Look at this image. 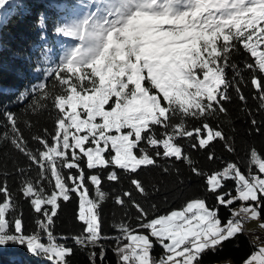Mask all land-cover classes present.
Segmentation results:
<instances>
[{"label":"snow or ice","instance_id":"6c2138e0","mask_svg":"<svg viewBox=\"0 0 264 264\" xmlns=\"http://www.w3.org/2000/svg\"><path fill=\"white\" fill-rule=\"evenodd\" d=\"M95 2V9L83 18L53 26L56 34L74 42L56 57L58 62L51 61L54 66L45 68L44 79L30 90V110L44 108L49 101L57 110L54 129L32 137L41 148L29 147L18 117L5 114L9 123L0 139L9 140L30 162L27 169L17 167L16 173L21 177L19 192L35 220L30 231L8 174L3 173L0 248H21L45 264H72L71 256L79 248L89 250L90 264H97L98 258L104 264L103 241L114 239L117 264H203L209 254L208 264H232L221 256L224 245L248 232L244 225L264 212V153L250 149L247 174L239 161L208 173L196 166L188 149L207 150L219 138L229 152L235 151L231 137L209 118L228 115L224 104L231 99L230 89L246 103L245 70L251 74L254 98L264 109V0ZM241 49L248 54L243 68L232 60ZM49 52L47 45L41 46L44 63L50 62ZM29 94L21 93V99ZM190 119L203 123L190 126ZM252 125L260 131L255 119ZM172 158L205 177L217 203L206 205L201 196L155 215L125 191L115 196V203L122 208L131 203L138 213L136 227L122 220L113 225L120 235L106 236L101 205L108 193L101 173L111 168L107 180L118 182L117 169L137 177L142 166L160 167V160ZM208 159H215V154L209 152ZM33 165L36 178L27 175ZM228 180L235 183L234 195L231 188L225 191ZM131 184L147 196L140 179L133 178ZM73 194L82 230L71 237L56 236L54 218L61 201L68 202ZM236 202L241 206L233 210ZM221 206L230 210L226 219L219 214ZM154 241L163 249L159 259L151 255ZM252 246L255 250L242 264H264V242Z\"/></svg>","mask_w":264,"mask_h":264},{"label":"trees","instance_id":"16d2710c","mask_svg":"<svg viewBox=\"0 0 264 264\" xmlns=\"http://www.w3.org/2000/svg\"><path fill=\"white\" fill-rule=\"evenodd\" d=\"M79 0H16L14 5L9 6L0 22V136L7 130L8 120L6 113H14L19 121L20 128L24 137L29 142V147L34 150L41 146L32 139L35 135L43 133L44 129L50 132L55 127L57 110L46 102V107L38 108L36 111L29 109L32 102L30 90L33 85L44 79V69L54 66L51 61L58 62L56 57L61 54V45L67 39L54 32V25L67 21L70 17L79 15L80 19L85 15L83 7L74 6ZM84 1V0H83ZM82 1V2H83ZM45 40H41V36ZM47 45L51 52L48 53L49 63H44L40 57L41 46ZM248 54L242 49L232 57L234 63L241 68L244 67V61ZM228 76L232 77L233 72L229 68ZM242 75L247 81L242 85V91L247 97L246 103L239 99L235 89H230L231 99L226 101L224 106L228 110V115H220L219 118H209L212 125H219L223 131L231 137V143L235 149L229 152L224 142L217 138L210 142L207 150L188 149L192 160L196 166L204 172L220 170L228 162L239 161L241 170L247 174L248 161L250 159V149L255 147L258 152L264 153V109L260 108L259 99H255V88L251 85V74L245 70ZM46 83H50L46 81ZM29 90V95L21 99V93ZM249 111L252 113L249 115ZM252 119L257 121V127L252 125ZM190 126L202 125V120H189ZM157 132L163 131L161 128ZM182 143H186L182 141ZM215 154V159L209 160L208 154ZM29 160L22 153L17 151L9 140L0 139V181L4 179L3 173H7V180L13 193H15L23 210L24 222L31 231L34 228V213L29 202L19 192L21 177L16 173L17 167L28 168ZM160 167L146 166L138 169V176L125 173L117 169L120 176L118 182L108 181L107 171L102 172L104 180L102 181L103 191L108 193L107 199L102 203L103 224L102 230L106 236L114 237L120 235L114 224L126 220L134 228L136 227L135 217L138 215L134 207L129 202L126 208L120 207L115 203V196L122 192L131 191L133 198L142 204L146 209L155 215L165 214L173 209H180L187 201L193 198L206 197V205H215L216 197L207 190L205 177L197 176L192 173L188 164L182 160L174 158L159 161ZM164 168H168L165 172ZM253 171H256L253 166ZM38 169L35 165L27 173L36 178ZM88 174H92L88 171ZM133 178L140 179L147 189V196L141 194L131 184ZM228 188L233 189L235 194V183L232 180L226 182L225 191ZM94 195V193H93ZM2 199V198H0ZM240 202H236V207ZM155 205V210L152 209ZM219 214L223 219L230 215L229 208L221 206ZM78 198L72 195L68 202L61 201V207L58 209V215L55 220V235L59 237H71L78 234L83 227L82 222L77 219ZM264 219V212L261 216ZM251 231L239 235L237 240H233L224 245L222 257L230 258L233 263H240L255 250L252 243ZM145 234H148L147 232ZM237 241L239 246L237 247ZM106 248V258L104 264H117L118 257L113 249L116 247V240L108 239L103 241ZM67 244L73 245L71 239ZM155 244V241H154ZM74 246V245H73ZM99 248L95 251L98 253ZM163 249L155 244L154 255L160 258ZM209 257H205L203 264H208ZM72 264H90L89 250H80L76 248L74 255L71 256ZM0 264H45L41 258L33 257L24 252L21 248L6 247L0 248ZM97 264H100L99 258Z\"/></svg>","mask_w":264,"mask_h":264},{"label":"rangeland","instance_id":"374dc122","mask_svg":"<svg viewBox=\"0 0 264 264\" xmlns=\"http://www.w3.org/2000/svg\"><path fill=\"white\" fill-rule=\"evenodd\" d=\"M82 1L83 0H79L77 3L74 4V6L83 7L85 9V14L89 13L90 11H93L95 9V7L97 6L95 0H84L83 2ZM15 2H16V0H5L3 5H0V22L3 20V15L7 11L9 6L14 5ZM83 16L81 18H83ZM78 17H79V15L76 14L75 16L70 17L67 21L63 20V23L71 22L74 19L78 20ZM73 42L74 41L72 38H67L63 42V44L60 46L61 47V54L60 55L63 54V49L67 46H70ZM240 206H241V203L237 204L236 207H233L232 209L238 210L240 208ZM259 217H257L256 220L259 219V221L263 222L264 219H262L261 217L259 218ZM245 227L247 230L255 233V235H251V237L257 243V245H259L261 242H264L259 238L260 233L264 231V230L262 231L259 229V228H262L260 224H256L255 221H253V219H252L251 222H248L245 224ZM257 229H259V230H257ZM161 255H163V253ZM228 259L230 260V258H228ZM221 264H223V261H221ZM232 264H236V263H233V261H232Z\"/></svg>","mask_w":264,"mask_h":264},{"label":"crops","instance_id":"0c3cea01","mask_svg":"<svg viewBox=\"0 0 264 264\" xmlns=\"http://www.w3.org/2000/svg\"><path fill=\"white\" fill-rule=\"evenodd\" d=\"M259 218H260V217H259ZM256 219H257V218H254V219H253V221H255L256 224H260V225H261V224H264V221L261 222V221H259V219H258V220H256ZM251 220H252V219H250L248 222H251ZM248 222H247V223H248ZM244 227H245V225H244ZM245 228H246V227H245ZM259 229L262 230V231L264 230V228H259ZM259 229H257V230H259ZM260 232H261V231H260ZM259 238H260L262 241H264V231L260 233ZM256 244H257V243H256ZM251 254H252V253H251ZM251 254H250V255H251ZM250 255H249V256H250ZM249 256H248V257H249ZM248 257H247V258H248ZM242 262H243V261H242ZM242 262L237 263V264H242Z\"/></svg>","mask_w":264,"mask_h":264}]
</instances>
